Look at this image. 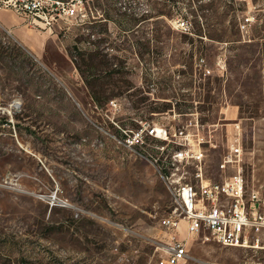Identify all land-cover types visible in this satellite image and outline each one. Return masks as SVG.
<instances>
[{"label":"rangeland","instance_id":"374dc122","mask_svg":"<svg viewBox=\"0 0 264 264\" xmlns=\"http://www.w3.org/2000/svg\"><path fill=\"white\" fill-rule=\"evenodd\" d=\"M75 8L54 10L48 32L24 27L25 46L0 31V264H153L174 207L155 161L174 149L199 150L204 176L221 180L237 168L219 163L238 136L246 189L264 194V0ZM140 122L183 134L136 143ZM174 232L185 238L186 222ZM201 237L188 241L194 264H264L262 251Z\"/></svg>","mask_w":264,"mask_h":264},{"label":"built area","instance_id":"2783aa9c","mask_svg":"<svg viewBox=\"0 0 264 264\" xmlns=\"http://www.w3.org/2000/svg\"><path fill=\"white\" fill-rule=\"evenodd\" d=\"M80 0H0V9H10L18 16L25 17L24 23L48 32L52 20V12L65 16H76L75 5ZM254 17L247 15L239 23L240 31L248 32ZM180 30L190 31V25L183 21ZM2 38L12 37L11 29L0 23ZM154 138L170 140L183 134V130L172 134L163 128L140 122L133 136L136 143L143 142V133ZM127 140H131L128 138ZM227 152L219 163L220 170L227 165L237 163L233 174L221 180L206 178L202 170L201 153L176 148L166 163H157L159 173L169 181L173 195L174 207L170 213L160 219L166 229L168 240L158 242L153 249V264H194L195 259L188 251V241L202 234L201 240L209 238L223 247H237L264 252V194L258 190L247 191L240 164L243 151L240 138L234 136L227 145ZM190 159L196 161H189ZM192 163L196 167L194 182L178 175L180 165ZM186 222V237L175 236L179 223ZM153 258V257H152ZM150 263V261H149ZM130 264V263H128ZM219 264V263H214Z\"/></svg>","mask_w":264,"mask_h":264},{"label":"crops","instance_id":"0c3cea01","mask_svg":"<svg viewBox=\"0 0 264 264\" xmlns=\"http://www.w3.org/2000/svg\"><path fill=\"white\" fill-rule=\"evenodd\" d=\"M21 19L22 18L20 16L15 14L12 17H6L5 20L0 19V23L10 28L12 33V38H14L22 46H25L28 44V40L24 37L22 29H24V27L29 28V25L24 23V19H22L23 21Z\"/></svg>","mask_w":264,"mask_h":264},{"label":"trees","instance_id":"16d2710c","mask_svg":"<svg viewBox=\"0 0 264 264\" xmlns=\"http://www.w3.org/2000/svg\"><path fill=\"white\" fill-rule=\"evenodd\" d=\"M239 29H240V28H239ZM235 40H236V39H235ZM263 45H264V43H263ZM91 97H92L93 101H94L96 104H98V105H100V104L103 103V101H104V100H102L100 97H98L94 91H91ZM135 129H137V127H136Z\"/></svg>","mask_w":264,"mask_h":264}]
</instances>
